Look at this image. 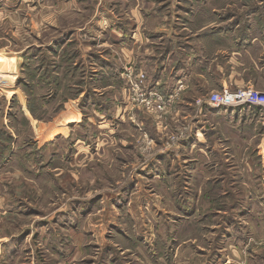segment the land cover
<instances>
[{"label":"rangeland","instance_id":"obj_1","mask_svg":"<svg viewBox=\"0 0 264 264\" xmlns=\"http://www.w3.org/2000/svg\"><path fill=\"white\" fill-rule=\"evenodd\" d=\"M123 3L130 1L0 0V88L15 81L0 91V252L7 241L11 248L0 264H264L258 109L244 116L206 105L201 141L188 135L176 144L173 134L187 125L168 132L163 121L147 122L135 143L144 161L155 157L152 135L171 150L159 184L149 171L131 172L119 146L106 156L100 150L104 116L121 96L104 68L120 69L115 44L122 28L135 30ZM170 13L175 31L176 24L195 31L204 22L253 21L255 32L264 0H171ZM3 54L21 58L17 71ZM74 104L80 122L63 123ZM129 125L114 128L134 133ZM52 129L70 138L41 142ZM78 147L96 154L75 159Z\"/></svg>","mask_w":264,"mask_h":264},{"label":"crops","instance_id":"obj_2","mask_svg":"<svg viewBox=\"0 0 264 264\" xmlns=\"http://www.w3.org/2000/svg\"><path fill=\"white\" fill-rule=\"evenodd\" d=\"M129 1V5L124 3L122 5L128 8L134 18L129 23V27L135 30L132 34L128 29L122 28L120 31L119 43L115 44L119 53L113 54L114 65L116 66L120 61V69L116 67L114 71H110V64L104 68L106 80H109L111 85H115L114 81L118 82L121 94L119 100H121L116 98L117 110L110 109V113L114 112L112 116L109 117L106 114L104 116L106 148L100 150L106 156L108 153L110 154L109 147L119 146L121 150L125 151L126 156L130 157L129 165L126 164L128 160L124 164L131 166V172L149 171L150 175L153 174L152 181L159 184L157 173L162 170L167 159L170 160L168 163L171 166V150L161 149L160 137L156 138L155 135H152V142L154 143L155 140L157 143L155 144L157 146L155 153V149H152L155 157L144 161L135 147V143L143 140L144 126L147 122L156 124V122L162 123L161 121H163L168 132H171L176 125L185 124L189 128L190 138L196 137L201 141L203 129L207 123L208 110L205 105H197L196 101L202 99L204 93L234 91L247 87L263 92L264 23L260 30H258L260 28L258 25L260 23H258L255 32L256 22L253 21H248L244 26L241 25L243 23L235 22L234 27H232L233 22L224 27L223 22H204L193 27L195 31L187 29L191 27L187 24L183 26L176 24L174 28L177 31H175L171 28V13L169 14L171 0ZM165 7L168 8V13H164ZM229 27L235 29L228 34V31H231ZM258 31L262 34H254ZM3 55L16 60L14 65L17 71L21 64V58ZM140 70L147 74L144 87L147 99H151L149 93H157L166 99H171L165 112L149 111L144 105L135 101L136 95L131 90L128 75ZM3 84L4 87L0 88V91L5 92L7 88H13L11 87L13 84L6 80ZM238 114L248 116V111L246 108L239 109ZM144 115L149 116L150 120H146ZM79 120L78 105L74 104L68 107L63 117V123H79ZM118 122L130 124L129 128L135 132L126 131L119 135L114 128V123ZM239 123L238 121L237 124ZM61 133L64 139L70 138L69 131L52 129L48 134L41 136L40 140L47 143L52 137ZM98 147L95 151L98 150ZM87 148L78 147L73 154L75 159L79 155L94 157L96 153L91 154L92 149ZM74 163L73 159L71 164ZM167 166L169 167V164ZM137 183H141V180ZM8 244L9 241L3 244L4 248L0 252L2 258L6 254H10L11 248Z\"/></svg>","mask_w":264,"mask_h":264},{"label":"built area","instance_id":"obj_3","mask_svg":"<svg viewBox=\"0 0 264 264\" xmlns=\"http://www.w3.org/2000/svg\"><path fill=\"white\" fill-rule=\"evenodd\" d=\"M146 79L147 74L142 70L131 72L128 75L131 90L136 95L135 101L140 105H144L149 111L165 112L167 106L171 103V99H166L157 93H149L151 99H147L144 93ZM196 103L199 106L208 105L214 110L230 108L238 110L243 108L258 109L261 115V124L264 128V91H257L252 87H247L234 91L213 92L202 99H198ZM188 135L189 128L185 126L184 129L178 130L176 134H173L171 138L172 144L188 138Z\"/></svg>","mask_w":264,"mask_h":264}]
</instances>
